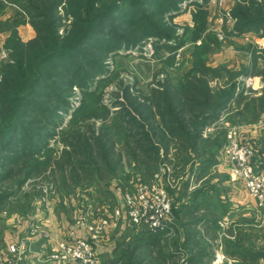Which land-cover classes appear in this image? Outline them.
Masks as SVG:
<instances>
[{"label": "trees", "instance_id": "1", "mask_svg": "<svg viewBox=\"0 0 264 264\" xmlns=\"http://www.w3.org/2000/svg\"><path fill=\"white\" fill-rule=\"evenodd\" d=\"M8 1L17 3L27 12L37 35L24 43L13 28L7 43L13 61L1 64L0 179L29 161L31 165L24 182L41 166L53 163L56 157H51V153L57 148L50 140L59 135L57 129L69 113L72 117L66 129L61 130L59 140L65 144L62 152L68 157H60L56 164L61 166L62 158L87 170L85 166H90L95 158L96 167L88 182L95 184L104 171L114 174L120 162L116 158L122 157L117 152L118 147L125 148L127 156L136 161L137 169L150 179L164 162L162 157H168L173 149L184 157H208L206 163L197 167L205 171L207 166L218 164L215 157L227 141V138L217 141L213 147L205 130L225 112H230V120L234 114L233 117L239 116V121L248 123L259 120L264 112V89L260 96H248L242 87L244 79L216 88L210 85V78L220 76L223 69L207 66L205 61L207 53L221 45L219 38L208 31L211 0H0V11ZM184 3L187 7L194 6V25L185 27V35H191L194 44L192 66L177 81L167 82L162 89H152L150 96L138 91L132 93L131 86H126L124 92L133 110L123 106L111 116L101 87L115 74L106 61L111 54L141 47L143 41L150 38L158 50L166 47L176 51L182 47L185 42L177 34L178 25L173 18L183 11ZM233 17L236 19L234 33L242 35L253 31L264 37V0L237 4ZM66 21L69 24L60 34ZM251 49L257 61L258 47ZM260 56L264 58V49ZM173 57L169 55L166 62H172ZM253 73L246 67L243 76ZM75 87L83 94L77 108L71 98ZM97 119L102 122L99 127H96ZM254 163L264 167L263 159ZM22 182L19 181V185ZM189 184L190 179L185 189H189ZM215 188L201 186L190 193L186 204L205 203L214 194L219 197ZM205 189L207 194H204ZM8 194L0 193V203L9 198L11 193ZM188 209L185 205V212H190ZM187 226L194 237L186 234L184 243L197 247L204 238L195 226L184 227ZM133 227L131 231H144L147 243L165 234L152 233L146 226ZM193 248L186 249V262L207 264L211 261V257L204 260L207 253L193 251ZM230 254L244 255V260L248 259L247 252ZM121 259L111 264H123Z\"/></svg>", "mask_w": 264, "mask_h": 264}, {"label": "rangeland", "instance_id": "2", "mask_svg": "<svg viewBox=\"0 0 264 264\" xmlns=\"http://www.w3.org/2000/svg\"><path fill=\"white\" fill-rule=\"evenodd\" d=\"M247 2L249 0H226L220 6L210 1L208 31L219 38L221 45L214 46L205 56V61L207 66L223 68L220 70V76L210 78V85L213 88L224 86L229 81L244 79L242 87L245 88V94L260 96L264 89V58L260 56L261 50L264 49V37L253 31L242 35L233 31L236 24L233 17L234 8L239 3ZM7 3L5 9L0 11V80L1 64L13 61L10 55L11 48L7 45L12 29L17 30L19 38L24 43L37 35L27 12L22 11L17 3L9 1ZM191 7L194 9L193 5ZM185 9L173 18L174 23L178 25L177 34L181 35V41L185 42L176 51H169L170 49L166 47L158 50L153 38H150L143 41L141 47L120 50L118 54L110 55L106 62L110 64L115 77L108 84L102 85L104 87H101V90L104 102L111 109V116L123 106L132 109L124 92L126 86H131L132 93L138 91L150 96L152 89H162L167 82L177 81L178 77L192 66L194 44L191 43V35H185V27H192L194 22L193 17L189 16L192 15V10ZM61 13L64 14L63 9ZM68 24L69 21L64 22L60 34ZM200 43L201 40L198 44ZM255 46L258 47L257 51L254 50L258 57L257 61L251 49ZM171 54L174 55V59L168 63L166 59ZM246 67L254 72L253 75L243 76ZM74 91L75 94L71 98L77 108L83 94L78 87H75ZM235 106L234 103L233 108ZM233 115L230 120V112L223 113L215 124L205 130V135L211 137V145L215 146L217 141H224L229 131L237 128L241 142L251 145L254 149L252 163L255 165L254 161L264 160V157H260L264 153V141L244 137L242 132V127L247 125L257 124L264 128V112L261 113L259 120L250 123L239 121V116ZM71 117V113L65 115L63 124L57 129L59 135L50 140L51 145L57 148L51 153V157H56L53 163L46 167L41 166L24 182L22 181L27 168L31 165L29 161L14 168L5 179H0V193L4 195L11 193L8 199L0 203V264H59L57 255L60 251L63 253L61 245L72 243L77 238L88 240L95 247L101 264H111L113 260L119 258L123 259V264H185L186 249L190 250L193 247L181 241L182 232L184 236L194 235L191 236L189 226L182 229L184 228L182 223L199 214V211L193 215L184 210L190 193L201 186L207 189L215 186L226 192L230 191L231 187L236 190L242 187L240 184L233 186V183H242L247 189L243 180H232L231 165L222 150L219 151V156L215 157L218 164L207 166L201 175L194 177V183L191 184L194 189L192 192L185 189L190 174L193 168L198 172L197 167L206 163L208 157L205 155L184 157L176 154L174 149L169 152L168 157H162L164 162L150 179L137 169L136 161L127 156L125 148L118 147L117 152L122 154V157L116 158L120 159V162L114 174L104 171L101 177L98 176L99 181L95 184L88 183L93 168L96 167L95 158L93 164L90 162V166H85L87 170L62 158V165L56 164L60 157H68L62 152L65 144L59 140L61 130L66 129ZM96 123V127L102 124L100 119H97ZM73 156L71 153V157ZM256 165L258 170L264 171V167L257 163ZM157 174L161 175V184L167 189L174 203L173 222H176V226L172 223L170 230L165 231L161 239L147 243L149 240L144 238L145 234L142 233L144 231H131L134 229L133 225L126 216L118 217L116 209L124 207V193L133 191L140 183L151 182ZM19 181L22 182L20 185ZM249 196L255 199L250 194ZM216 197L214 194L211 201L205 203L224 200V207H228L229 203L233 207L236 201L231 194L229 196L225 194L223 198ZM243 207L235 212L230 211L223 228L218 229L221 231L220 236L228 234L231 240L224 242L222 240L221 243L217 241L216 233H211L209 235L211 244L201 239L193 251L207 253L208 257H204V260L209 259L212 252L215 251L216 255L220 252V256L215 257L211 264H264V207H260L259 204L253 208ZM220 211L223 212L218 209L209 213L217 217ZM97 229L100 231H96ZM223 252L227 255L247 252L251 258L240 261L239 258H232L226 254L223 256Z\"/></svg>", "mask_w": 264, "mask_h": 264}, {"label": "built area", "instance_id": "3", "mask_svg": "<svg viewBox=\"0 0 264 264\" xmlns=\"http://www.w3.org/2000/svg\"><path fill=\"white\" fill-rule=\"evenodd\" d=\"M225 1L212 0L220 6ZM186 7L184 3L183 9ZM222 153L231 165L232 180H243L249 194L258 201L260 207H264V171L256 169L252 163L254 149L241 142L237 128L229 131ZM160 177L157 174L151 182L140 183L133 191L124 193V207L116 209V215H124L133 226H146L152 233L170 229L173 223V201L161 184ZM61 249L63 253L60 251L57 255L59 264H101L95 247L88 240L77 238L72 243H63Z\"/></svg>", "mask_w": 264, "mask_h": 264}, {"label": "crops", "instance_id": "4", "mask_svg": "<svg viewBox=\"0 0 264 264\" xmlns=\"http://www.w3.org/2000/svg\"><path fill=\"white\" fill-rule=\"evenodd\" d=\"M191 6H192L191 4L188 5V7H186V9L187 8L190 9ZM190 10H193V8L191 7ZM189 16L191 17L192 15H189ZM242 128H243L242 132H243L244 137L253 138L254 140L255 139L260 140L262 142L264 141V139H263L264 138V128L263 127H261V126L259 127V125L253 124V125L244 126ZM221 156H223V155H221ZM260 157H264V153ZM193 172L190 174V177H189L190 178V186H189L190 192H192L194 190L193 187H191V184L194 183L193 182L194 177L196 175L197 176L201 175V173L203 171H202V169H199L198 172L196 170ZM237 184L242 185V187L241 186H240V188L238 187L237 190L234 189V187H231V190L228 192H226L224 189H221V188H217V187L215 188V190H217V193L221 198H223V195H225V194H227L228 196L230 194L232 195L233 200H236V201H234L233 207H231L230 203H229L230 205L228 204V207H224V205H225L224 200L219 201V202L217 200L216 202H208V203H203V202L197 203V202H195V203L186 204L189 207V209H191V206L193 205L192 209L190 210V212L193 213V215L195 213H198V211H199V214H197L196 217H193L190 220L183 222L182 223L183 227L186 225H189V224L195 226L196 231L197 232L199 231L200 236H202L204 238V240L207 241L209 244H211V242H210L211 237L209 236L211 233L212 234L216 233V238L218 239L217 241H219L221 243H222V240H223V242H224V240L225 241L231 240L232 238H230L228 234L227 235L224 234L223 236H220V232H221L220 230L223 228L224 222H226L228 220V217L230 216V211L234 210V212H235L236 210L244 208L243 206H246L248 208H253V207H256L258 205L256 199H253L252 197L249 196V193H248L247 189L245 188V185H243L242 183H233V186H235ZM209 192L211 194L213 193L211 191H209ZM204 194H207L206 189L204 190ZM237 195H239V196H237ZM216 198H218V197H216ZM218 209L222 210L223 212L220 211L221 213L217 217L212 216L209 213V212L213 213L214 211H216ZM173 224L175 225L176 222L175 223L173 222ZM182 229H185V227ZM218 229H220V230H218ZM164 233H166V232H164ZM228 237H229V239H227ZM182 239L183 240H181V241L185 240V236L183 235V232H182ZM219 253L216 255V252L214 251L210 254V257H211V261L209 262L210 264H211L212 260L215 259V257L217 258L220 256ZM225 254L226 253L223 252L222 255L225 256ZM228 255H229V257H232V258H236V259L239 258L240 261L244 260V257H245L244 255L243 256H238L235 254H233V255L228 254ZM247 258L250 259L251 255L248 254Z\"/></svg>", "mask_w": 264, "mask_h": 264}]
</instances>
